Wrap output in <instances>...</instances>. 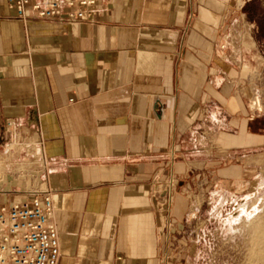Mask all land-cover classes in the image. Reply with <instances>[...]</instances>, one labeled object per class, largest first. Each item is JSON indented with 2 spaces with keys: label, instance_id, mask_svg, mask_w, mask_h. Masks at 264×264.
<instances>
[{
  "label": "crops",
  "instance_id": "1",
  "mask_svg": "<svg viewBox=\"0 0 264 264\" xmlns=\"http://www.w3.org/2000/svg\"><path fill=\"white\" fill-rule=\"evenodd\" d=\"M246 13L237 0H113L95 24L69 25L22 22L0 0V140L13 119L15 185L52 191L60 264L193 256L200 179L231 183L224 159L256 120L240 79L255 45Z\"/></svg>",
  "mask_w": 264,
  "mask_h": 264
},
{
  "label": "rangeland",
  "instance_id": "2",
  "mask_svg": "<svg viewBox=\"0 0 264 264\" xmlns=\"http://www.w3.org/2000/svg\"><path fill=\"white\" fill-rule=\"evenodd\" d=\"M237 1L239 8L252 9L256 15L253 20L246 13L255 45L250 58L239 66L244 96L256 120L244 140L245 150L236 155L238 159H224L228 166H238L231 183L218 176L200 179L202 192L194 194L200 205L198 216L193 212L186 223L187 249L193 252L187 264H264V0ZM244 41L240 34V42ZM20 151L18 142L1 138L0 206L17 202L31 191L22 183L15 185L21 172H12ZM215 156L217 162L223 157Z\"/></svg>",
  "mask_w": 264,
  "mask_h": 264
},
{
  "label": "built area",
  "instance_id": "3",
  "mask_svg": "<svg viewBox=\"0 0 264 264\" xmlns=\"http://www.w3.org/2000/svg\"><path fill=\"white\" fill-rule=\"evenodd\" d=\"M18 20L53 21L65 24H95L113 0H7ZM16 123L6 122L12 138ZM44 177L49 165L41 161ZM165 215L173 204L177 184L165 182ZM17 202L0 206V264H60L61 244L54 222L52 191L39 186Z\"/></svg>",
  "mask_w": 264,
  "mask_h": 264
}]
</instances>
